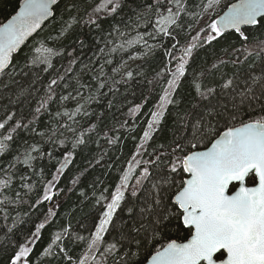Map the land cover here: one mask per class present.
<instances>
[{"label":"trees","instance_id":"1","mask_svg":"<svg viewBox=\"0 0 264 264\" xmlns=\"http://www.w3.org/2000/svg\"><path fill=\"white\" fill-rule=\"evenodd\" d=\"M206 1L185 0L186 10L180 14V26L172 28V37H166L155 30V9L142 17L143 22L136 20V15L144 12L154 0H123L118 12L98 14L99 27L89 24L87 18L100 0H57L51 18L13 54L12 67L7 69L6 74H0V123L6 121L5 127L0 129V140L6 135L12 136L11 140L5 141L7 147L0 153V179L11 178L7 188L0 187V264H9L19 245L25 242L32 249L28 257L29 264H79L104 208L105 201L98 204L97 199L101 195L107 200L111 199V192L115 190L120 176L138 149L151 112L171 78V72L175 70L177 61H171L165 52L177 44L174 54L179 56L180 48L197 35L193 31L194 24ZM231 1L226 0L220 10ZM20 2L0 0V23L16 11ZM69 3H75L76 8L69 10ZM70 17H76L78 22L63 37L56 39ZM241 30L248 36L250 43L264 40V18H259L257 25ZM137 33L144 36L147 45L153 46L151 50L143 42L132 46L125 44L126 40L135 38ZM208 34L207 31L200 32V37ZM41 41L58 53L51 55L52 66L47 72L44 71L48 67L46 64L29 63L30 59L43 60L48 55L34 51L40 47ZM200 43L201 46L188 58L187 73L178 90L173 93L176 103L167 106L159 126H155L157 131L144 143L139 154L141 163L133 174L135 178L147 166L150 174L155 171L166 174L170 181L174 180L171 190L165 185L163 193L164 203L170 209L174 202L169 197H173L185 177L182 167H178L175 172L171 170L175 143L180 141L184 144L182 134L187 135L180 117L193 110L200 101L192 84L193 78L204 71L202 83L205 86L213 87L220 83V72L230 75L234 71L230 65L222 66L219 63L221 59L229 58L224 49L231 52L233 47L239 48L242 41L238 33L230 31L215 41L203 43L201 40ZM121 44H124L123 48L119 47ZM113 48L116 51H111ZM69 52L72 53L71 57ZM73 58L76 62L69 65ZM132 58L134 60L128 63ZM212 64H217V69L207 71ZM69 66L71 72L66 71ZM102 67L104 76L99 75ZM113 69L118 71L113 72ZM127 71L133 73L131 78L125 74ZM60 76L64 79L60 80ZM94 76L97 79H93ZM52 79L58 80L57 85H53L52 99L47 109H42L33 122L37 102L48 94L47 85ZM101 82L105 83V87H99ZM69 94L75 99L61 100L62 96ZM78 104L82 110L72 119L63 114L65 111L73 112ZM137 105L140 108L133 114L130 110ZM57 112L61 115L56 116ZM10 115L13 117L11 120L8 119ZM242 118L247 120L249 116L246 114ZM17 121L27 124L28 128L12 131ZM70 128L75 131H70ZM222 129L223 124L220 127ZM81 136L85 143L73 148V143ZM207 144V141L199 143L197 148ZM33 145L36 148L31 151V155L35 159L25 164V153ZM189 147L185 148V153ZM68 152L72 156L67 166L57 173ZM146 161L154 163L145 164ZM157 164L159 167H156ZM53 175L58 176L55 187L51 189L53 199L37 204L44 194V185ZM22 177L25 179L22 180ZM25 183L33 186L31 191L23 187ZM150 187V181H144L135 197L131 195V187L126 190L125 201L121 202V207L114 214L116 227L105 233L99 247L91 250L87 264H123L121 258L128 246L120 238V229L132 223L129 219L132 214L127 208L135 203L136 212L139 213ZM49 210L53 215H48ZM170 219L169 228L158 234L154 243L147 245L150 250L189 236L190 232L181 219L175 215ZM40 223H44V228L40 230L35 243H32L31 238ZM65 228L68 229L67 235L63 234ZM57 234L61 235V240L52 246L51 255H44V249ZM111 243H117L118 247L106 252L105 249ZM61 248L65 251H60ZM132 250H136L134 246ZM133 259L139 264L143 263L142 255Z\"/></svg>","mask_w":264,"mask_h":264},{"label":"snow or ice","instance_id":"2","mask_svg":"<svg viewBox=\"0 0 264 264\" xmlns=\"http://www.w3.org/2000/svg\"><path fill=\"white\" fill-rule=\"evenodd\" d=\"M211 2L218 3V0H211ZM122 3L123 0H100L88 16L87 22L99 27L98 14L116 13ZM56 4L57 0H21L15 15L11 16L6 23L0 24V74H6L7 69L12 67L13 54L48 17L52 16V6ZM210 6L211 3L207 5V7ZM67 8L74 9L76 4L69 3ZM153 9L157 16L154 25L156 32L172 37V28L180 26V14L186 10L185 0H154L152 4L147 5L144 12L136 15V20L143 22L142 17L150 14ZM258 17L264 18V0H238L223 16L208 25L210 32L206 37L201 38L200 33H197L192 37L191 42L181 47L179 56L174 54L177 44H173L171 49L166 50L165 55L177 63L160 95L157 110L151 112V119L142 136V145L138 148L151 139L152 134L157 131L154 125L159 126L167 106L176 103L173 93L181 85L182 78L187 73L188 58L192 57L194 50L201 46L200 41L203 40V43L215 41L229 29L235 30L242 41L241 46L233 47L231 52L227 48L224 49L225 55L229 58L221 59L219 63L222 66L230 65L234 71L230 75L220 72V83L213 87L205 86L202 83L204 71L197 73L193 78L192 84L200 101L194 105L193 110L180 117L187 135L182 134L184 144L180 141L175 143L172 150L175 158L171 162L172 172L182 166V172L187 173L189 178L183 179L174 196L169 197L174 200L171 209L164 203L163 193L165 185L168 186L169 191L171 190L174 180L170 181L166 174L155 171L150 174L147 166L143 167L140 176L135 178L136 183L131 186L133 197L137 195V190L144 181H150L151 187L147 191L144 206L139 208V213L136 212L135 203L127 208V211L132 214L129 217L132 223L120 229V238L126 241L128 246L121 258L123 264H139L133 259L137 255L143 256V264H264V40L250 43L248 36L241 30L242 25H257ZM77 22L76 17H70L69 22L62 26L56 39L63 37ZM203 31L201 29V32ZM120 35L123 36L124 33ZM141 42L149 50L153 47L147 45V41L140 33H137L135 38L126 40L125 44L132 46ZM119 47L123 48L124 44ZM34 51L48 55L43 60L30 59L29 63L46 64L48 67H45L44 71L47 72L52 66L51 55L58 53H54L51 47L45 46L43 41ZM100 51L103 52L104 49L101 48ZM111 51H116V48ZM68 55L71 57L72 53L69 52ZM75 62L76 59L73 58L69 61V65ZM212 69H217V64H212L207 71L211 72ZM66 71L71 72V66ZM117 71L118 69H113V72ZM125 74L129 78L133 76L131 71ZM99 75L104 76L103 67ZM59 79L63 80L64 77L60 76ZM93 79L97 77L94 76ZM57 83V79H52L47 85L48 94L37 102L38 106L34 109L32 117L33 122L42 109H47L54 93L53 85ZM99 87H105V83L101 82ZM23 91L22 89L21 94ZM70 99L75 97L71 94L61 97L62 101ZM139 108L140 105H137L130 111L134 114ZM81 110L82 106L78 104L73 112L65 111L63 114L72 119ZM254 113L259 115H253ZM84 114L87 115V112ZM246 114L249 116L247 120L242 118ZM59 115L61 113L57 112L56 116ZM8 119L11 120L13 117L10 115ZM5 124L6 121L0 123V129L4 128ZM221 124L224 127L223 131L220 130ZM21 127L27 129L28 125L17 121L12 131ZM69 130L75 131L71 128ZM11 139L12 136L9 134L0 140V153L7 147L5 141ZM205 141L211 146L205 145V150H196L198 144ZM84 143L82 136L78 137L73 143V148ZM109 143L112 141L109 140ZM189 145L185 153V148ZM35 148L36 146L33 145L32 149L25 153L23 161L25 164H30V161L35 159L31 155V151ZM178 152L182 155H176ZM71 156V152L66 153L64 162L61 168L57 169V173L67 166ZM140 163L141 161H136V164ZM156 167H159V164ZM134 168L135 165L130 163L129 168L120 176L115 190L111 192L110 200L103 195L97 199L98 204L101 201H105V204L100 219L95 224V231L91 233L88 242L89 250L99 247L105 233L116 227L114 214L121 207V202L125 201V192L129 188V180ZM57 179L58 176L53 175L52 179L47 181L44 185V194L40 200H37V204L53 199L51 189L55 187L54 182ZM10 184V177L0 179V187L7 188ZM23 187L31 191L33 186L25 183ZM232 188L235 190L232 191ZM48 215H53L51 210ZM173 215L177 219H182L183 225L190 232V238L184 243L171 240L154 251L150 250L147 245L154 243L155 237L169 228L170 217ZM166 221L168 223H165ZM42 228L44 223L36 226V231L31 238L32 243H35ZM63 234H68L67 228L63 229ZM77 238L83 239V237ZM60 240L61 235H55L43 254L51 255L52 246ZM26 243L19 245L10 264H29L28 257L32 249L27 247ZM133 246L135 251L132 250ZM117 247V243H111L105 251L111 252ZM60 251L63 252L65 249L61 248ZM89 258H91L89 253H85L79 264H87Z\"/></svg>","mask_w":264,"mask_h":264},{"label":"rangeland","instance_id":"3","mask_svg":"<svg viewBox=\"0 0 264 264\" xmlns=\"http://www.w3.org/2000/svg\"><path fill=\"white\" fill-rule=\"evenodd\" d=\"M226 0H218V3H214V2H211V0H208L205 2V5H204V8L202 9V11L200 12V14L196 17V22L194 24V28H193V31H196L197 33H200L201 32V29H203L204 31H207V32H210V29L208 27V25L213 21L215 20L216 16L223 10H220L221 8V5L225 2ZM211 3V6L210 7H207V5H209ZM225 8V7H224ZM203 31V32H204ZM134 58H132L128 63H130L131 61H133ZM127 64V63H126ZM163 93V92H162ZM159 102V101H158ZM158 102L156 103V105L154 106L153 108V111L157 110V107H158ZM151 119V116L149 118V120ZM149 120L147 121V124H146V128L145 130L147 129L148 127V122ZM155 127V125H154ZM140 145H142V139H141V142H140ZM139 145V146H140ZM144 145V143H143ZM142 147H139L136 152L134 153L133 157L131 158V160L129 161V163L127 164L126 166V169L127 170L129 168V165L130 163L131 164H134L135 165V168L138 164H136V161H139V156L141 155V151H142ZM140 154V155H139ZM134 168V169H135ZM142 171V170H141ZM141 171L140 173L138 174V176H140L141 174ZM124 173V172H123ZM133 174H134V170L131 174V179L132 182H130L129 180V188L132 186V185H135L136 183V176L135 178H133ZM131 185V186H130ZM100 219V218H99ZM99 221V220H98ZM26 243V242H25ZM23 243V244H25ZM26 246L28 247L29 246V243L27 242L26 243ZM85 253H89V257L91 256V250L88 249V245L85 249V251L83 252V255L82 257L85 255ZM10 264V263H9Z\"/></svg>","mask_w":264,"mask_h":264},{"label":"water","instance_id":"4","mask_svg":"<svg viewBox=\"0 0 264 264\" xmlns=\"http://www.w3.org/2000/svg\"><path fill=\"white\" fill-rule=\"evenodd\" d=\"M237 2H238V0H233V1H231V2H230V3L224 8V10H223L220 14H218V15L216 16L215 20H218L221 16H223V15L228 11L229 7H230L232 4H235V3H237ZM20 3H21V2H20ZM20 3H19V5H20ZM19 5H18L16 11H18V9H19ZM52 8H53V6H52ZM16 11H15L13 14H11L8 18H6L5 20H3L0 24L6 23L7 20L11 18V16L15 15ZM49 18H51V16L48 17L44 22H46ZM259 18H260V17H258L257 19H259ZM44 22L41 24V27H42V25L44 24ZM248 26H252V25H242V26H241V29L244 28V27H248ZM41 27H40V28H41ZM40 28H39V29H40ZM39 29H37V31H38ZM37 31H36V32H37ZM230 31H235V30H233V29H229V30H227L226 32H230ZM36 32H35V33H36ZM226 32H225V33H226ZM35 33H33L30 37H28V38L25 40L24 44H25L26 41L29 40V39H30ZM24 44H22V45L20 46V48H21ZM18 50H19V49H18ZM18 50H17V51H18ZM223 130H224V129H222L221 131H223ZM207 146L210 147V146H211L210 143H208ZM196 150H200V151L205 150V146H204V147H201V148H197ZM185 174H186V176L184 177V179L189 178V177H188V174H187V173H185ZM249 186H251V184H249ZM234 190H235V189L233 188L232 191H234ZM173 196H174V195H173ZM173 202H174V200H173ZM181 222H182V224H183L182 219H181ZM185 227H186V226H185ZM189 238H190V235H189L186 239H184V240H176V241H177V243H184V242H186L187 239H189ZM167 243H168V242H167ZM141 264H143V263H141Z\"/></svg>","mask_w":264,"mask_h":264}]
</instances>
